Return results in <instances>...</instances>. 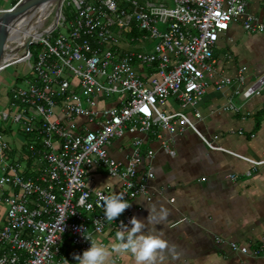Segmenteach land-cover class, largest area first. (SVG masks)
I'll use <instances>...</instances> for the list:
<instances>
[{"label": "built area", "instance_id": "built-area-1", "mask_svg": "<svg viewBox=\"0 0 264 264\" xmlns=\"http://www.w3.org/2000/svg\"><path fill=\"white\" fill-rule=\"evenodd\" d=\"M65 1L29 52L0 70L23 62L31 69L26 86L8 94L7 105L17 114L4 110L1 118L20 124L16 133L34 136L21 148L35 150L41 163L33 175L20 164L23 156L28 161L22 152L10 164L9 143L0 134V264H64V243H74L75 254L90 249L84 233L104 247L99 238L109 229L123 231L121 221L130 229L134 213L129 208L109 222L102 197L120 193L128 203L138 197L151 202L155 177L152 170H139L154 155H143V138H134L127 163L110 156L113 141L186 128L211 150L239 156L200 131L198 121L204 117L196 106L213 82L219 91L239 83L236 93L245 99L264 92V74L250 84L246 68L231 79L215 66V45L231 23L241 21L246 31L264 35V23L248 15V0H72L77 11L63 35ZM136 45L144 51H136ZM188 108L196 110L191 115ZM225 109L240 110L232 104ZM98 168L118 179L119 186L90 187L88 176ZM230 247L243 255H264V242L253 250L237 243Z\"/></svg>", "mask_w": 264, "mask_h": 264}, {"label": "crops", "instance_id": "crops-1", "mask_svg": "<svg viewBox=\"0 0 264 264\" xmlns=\"http://www.w3.org/2000/svg\"><path fill=\"white\" fill-rule=\"evenodd\" d=\"M247 12L256 22L264 23V0H248ZM214 59L219 75L235 79L246 68L247 83L251 84L264 74V35L246 31L241 21L231 23L215 45ZM241 88L235 83L219 91L213 82L196 106L204 117L198 121L200 131L217 146L239 156L211 150L186 128L176 134H127L109 148L110 156L120 163H127L135 137L144 140L143 155L154 152L139 168L141 172L152 170L155 175L150 182L152 201L138 197L131 208L135 217L146 224L145 233L162 234L169 244L156 264H264V255H243L230 247V243H238L253 250L264 242V92L245 99L236 93ZM170 103L178 109L176 103ZM231 104L240 110L225 109ZM194 110L186 111L192 115ZM0 133L9 143L10 135H16L3 126ZM11 143L22 147L25 140ZM162 143L168 144L175 156ZM248 159L263 163L255 166ZM87 180L90 187L99 189L108 184L117 188L120 183L105 169L92 171ZM151 207L157 213L166 209L167 221L148 224ZM117 233L109 229L99 238L109 252L105 264H136L130 252L114 250L113 246L120 243ZM66 263L78 264L73 256L67 257Z\"/></svg>", "mask_w": 264, "mask_h": 264}, {"label": "clouds", "instance_id": "clouds-1", "mask_svg": "<svg viewBox=\"0 0 264 264\" xmlns=\"http://www.w3.org/2000/svg\"><path fill=\"white\" fill-rule=\"evenodd\" d=\"M132 205L127 202L123 194H114L108 197H102V207L104 208L105 218L112 222L120 217ZM148 224L161 223L167 221L169 213L161 208L156 212L155 207L148 208ZM129 229L121 221V227L124 231L118 232L117 239L119 244L113 248L118 253L130 252L136 260V264H156L158 257L169 249V244L160 236L145 233L146 224L138 220L135 216L131 218ZM84 238L91 242L90 249L80 254H73V258L78 264H105L109 252L104 247L97 246L90 236L84 233ZM175 258V246L171 248Z\"/></svg>", "mask_w": 264, "mask_h": 264}, {"label": "rangeland", "instance_id": "rangeland-1", "mask_svg": "<svg viewBox=\"0 0 264 264\" xmlns=\"http://www.w3.org/2000/svg\"><path fill=\"white\" fill-rule=\"evenodd\" d=\"M155 2L157 4H161V3H169L170 4V0H155ZM4 4L8 5V7L3 6ZM0 9L1 10L10 9L9 8V0H0ZM76 11H77V8L74 5L73 1L72 0H66L65 4L63 6V13L66 16L67 21H66V27L60 28L61 34L68 35L67 29L70 28V21L74 18ZM56 13H57V4H55V6L52 8V11H51L48 19H45V21L44 20L42 21V24H43L42 30H44V28H47L50 24H52L53 21H55ZM34 22H35V19L33 20V23ZM29 30H31V28H26L25 26H24V29L23 28L21 29V31H24V32L29 31ZM19 40H21V38ZM19 40L17 42H14V43L12 41L10 43V46L12 48H14L16 46L21 47L24 44V42L22 44H20L22 41L20 42ZM15 43H17V44H15ZM154 46H155V42L150 40L147 44V50L149 52H152L154 49ZM135 49H136V51H144V49L137 48V45H136ZM32 50L35 54L37 53V50H35V48H33ZM5 53H6L5 54L6 60H9V61L18 60V58L13 56L15 53L13 54V52H10V49H8ZM20 53H22V51ZM2 63L3 62H1V64ZM29 74H31V69L29 68L28 64L25 62L19 63V64L14 65V66H9L3 72L0 73V101L3 103H6L4 105L6 108L0 103V113H2V111L6 110L10 114H13V115L17 114L14 112V110L12 108H10L7 105L8 99H9L8 94H9L10 89H12V88H24L26 86L25 85L26 78L28 77ZM2 126H3V129H5L6 131L11 129L12 132L16 133L15 131L19 130L21 125L14 123L12 121L6 122L5 120H2V118L0 116V127H2ZM6 138H8V136ZM29 139L30 138H28L27 135L23 132L16 133V135H14V136L10 135V140H11V142H14V143L16 141H20V142H23L24 140L28 141ZM10 146H11L12 150H15V145L13 143L10 144ZM18 150H19V154H20V152L22 151V148H18ZM12 156H15V155H12ZM9 162H13V159L11 157L9 158ZM28 163H30L29 171H28L29 175L35 174L41 167V163H40L39 159L36 156H34L33 154L31 156H29V162ZM23 166H26V165L23 163ZM87 182L90 183L89 180H87ZM65 264H67V263H65Z\"/></svg>", "mask_w": 264, "mask_h": 264}, {"label": "water", "instance_id": "water-1", "mask_svg": "<svg viewBox=\"0 0 264 264\" xmlns=\"http://www.w3.org/2000/svg\"><path fill=\"white\" fill-rule=\"evenodd\" d=\"M63 0H20L14 7L0 12V64L6 61L5 52L10 48V52L19 55L21 51L25 53L29 52V46L33 42L35 36L27 38L25 43L19 47H10L12 42V34L23 25L28 26L33 24V20L36 19V13L49 3L57 4V14L60 12V8ZM26 27V28H27ZM46 32V30H45ZM45 32H41L42 34ZM39 37V36H38ZM6 67V65H3ZM0 67V70L3 68Z\"/></svg>", "mask_w": 264, "mask_h": 264}, {"label": "bare ground", "instance_id": "bare-ground-1", "mask_svg": "<svg viewBox=\"0 0 264 264\" xmlns=\"http://www.w3.org/2000/svg\"><path fill=\"white\" fill-rule=\"evenodd\" d=\"M55 4L56 3H49L48 5L44 6L42 9H40L36 13L35 17H37V18L35 19V22L32 25L27 27V25L29 23L28 22L27 24L23 25L22 27H19L11 36L13 43L17 42L20 38H21V40H19V41L20 42L22 41V42L21 43L19 42V43L22 44L23 42L25 43L27 38L30 36L38 37L41 34L40 31L42 30V26H43L42 21L43 20L45 21V19L48 18V16L50 15V13L52 11V8L55 6ZM24 26L27 28H31V30L26 31V32L21 31L22 28L24 29ZM15 44H17V43H15ZM13 56L20 60V56H17L16 54H14ZM13 62L14 61L10 62L9 60H6L2 64H0V67L1 66L3 67V65H5V64L13 63Z\"/></svg>", "mask_w": 264, "mask_h": 264}, {"label": "trees", "instance_id": "trees-1", "mask_svg": "<svg viewBox=\"0 0 264 264\" xmlns=\"http://www.w3.org/2000/svg\"><path fill=\"white\" fill-rule=\"evenodd\" d=\"M20 0H9V8H12V7H14L18 2H19ZM3 6H6V7H8V5H6V4H4ZM5 133V132H4ZM1 134V133H0ZM2 134H3V132H2ZM27 135V134H26ZM27 137L28 138H31V139H34V136H29V135H27ZM9 143V142H8ZM10 144H12V143H9V147H8V149L9 150H7L6 152H7V154L14 160V158L15 157H17V153L19 154V150H18V148H21V147H18L17 145L15 146V150H12L11 149V146H10ZM23 150H25L24 152H23ZM22 154H24L26 157H29V156H31L32 154H34V152H35V150H26V147H24V148H22ZM21 152H20V154H21ZM14 153V154H13ZM16 153V154H15ZM12 155H15V156H12ZM10 164H14L15 165V163H13V162H9ZM23 163L26 165V167L29 169V165H30V163H28V161H25L24 160V156H23V158L20 160V164H21V166H23ZM24 167V166H23ZM101 168H98V169H96V170H94V171H99ZM102 169H104V168H102ZM106 170V169H105ZM27 175H29V172H27ZM132 203V201L130 202V204ZM130 209L132 210V208L130 207ZM134 213V212H133ZM135 216V215H134ZM112 231H117V229H113ZM102 237V236H101ZM238 244V243H237ZM240 245V244H239ZM258 247V246H257ZM75 249H76V246L74 245V243H64L63 244V246H62V255H63V257H64V264L66 263V258L67 257H72L73 256V254H75ZM235 253H237V252H235ZM240 254V253H239ZM261 256V255H260Z\"/></svg>", "mask_w": 264, "mask_h": 264}]
</instances>
